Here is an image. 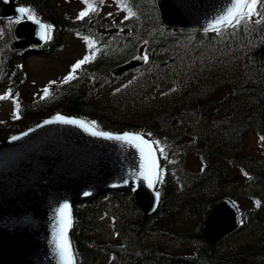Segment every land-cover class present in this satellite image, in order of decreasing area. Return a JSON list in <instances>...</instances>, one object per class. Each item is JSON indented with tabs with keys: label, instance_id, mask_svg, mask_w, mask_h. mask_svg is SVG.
Instances as JSON below:
<instances>
[{
	"label": "trees",
	"instance_id": "obj_1",
	"mask_svg": "<svg viewBox=\"0 0 264 264\" xmlns=\"http://www.w3.org/2000/svg\"><path fill=\"white\" fill-rule=\"evenodd\" d=\"M17 2L53 26L49 47L81 28L89 29L96 42L95 58L82 65L75 79L58 85L60 104L22 103L24 117L43 116L60 106L61 113L100 130L139 132L159 142L154 144L160 160L158 213L145 221L132 198L117 192L74 206L76 264H264V232L237 241L228 236L212 249L201 238L206 216L242 164L247 134L255 131L264 148V23L255 22L261 17L219 33H187L162 26L154 0H118L136 15L125 19L124 10L122 19L98 34L94 23L56 16L44 0ZM257 10L264 12L259 5ZM10 40V29L0 23V69L13 80L17 56ZM202 53L215 65L206 72L196 64L185 67L184 60L192 63ZM138 54L148 60L133 69L137 75L102 93L114 77L125 74L115 70ZM250 173L264 180V166ZM99 213L111 218L112 233L97 220ZM244 224L260 234L264 214Z\"/></svg>",
	"mask_w": 264,
	"mask_h": 264
},
{
	"label": "water",
	"instance_id": "obj_2",
	"mask_svg": "<svg viewBox=\"0 0 264 264\" xmlns=\"http://www.w3.org/2000/svg\"><path fill=\"white\" fill-rule=\"evenodd\" d=\"M174 1H156L160 19L184 30L209 27L232 2ZM5 3L0 0V7ZM45 121L14 135L19 137L16 140L12 136L0 141V264H61L54 237L61 226L58 210L65 203L71 226L72 204L104 190L128 192L131 188L136 206L145 216L158 205L159 197L154 185L148 187L144 179L141 153L134 144L94 135L102 132L86 124ZM235 222L232 205L223 200L204 221V235L214 243Z\"/></svg>",
	"mask_w": 264,
	"mask_h": 264
},
{
	"label": "rangeland",
	"instance_id": "obj_3",
	"mask_svg": "<svg viewBox=\"0 0 264 264\" xmlns=\"http://www.w3.org/2000/svg\"><path fill=\"white\" fill-rule=\"evenodd\" d=\"M45 1L50 5L49 7L59 12L62 16L70 18L76 17L80 12L87 10V4L84 0ZM89 2H92V0H89ZM94 6L97 8V11L93 13V15L99 13V17H101V22L97 27L98 30H104L107 22L113 20L115 17L121 16V12L119 11L118 6H115L114 0H103L102 4L99 0H95ZM254 17L255 16L252 17L250 24L253 23ZM21 32L24 33L26 38H32V34L24 31ZM63 43L64 47L59 50L54 57L32 55L25 58L27 75L24 79L21 91H19V93L21 92L20 98H16L19 106L22 98H28L34 101L40 99L43 96V90L46 87L48 89L50 88L51 93L54 89L53 86L60 83L59 81H61V79L68 73L75 62L82 57L88 47L83 36L81 37L74 34L65 35L63 37ZM184 61L185 67L196 64L200 69L206 65V62L200 58L195 59L192 63H189L186 60ZM208 65L209 64L206 66ZM136 73L137 72H133L129 75ZM201 78L202 77H199V79ZM119 81L120 80L118 79L111 81L108 84L109 89L111 90ZM1 93L2 90L0 89V94ZM11 106L12 103L10 101L6 99L4 101L0 100V138L11 135L17 130H21L23 127L34 124V121L37 119L35 117L13 118L14 114H11ZM55 111L56 109H53L52 112ZM242 157L243 161L241 167L236 168L230 183L227 184V191L229 195H232V197L230 196V199L238 210L240 223L249 216V211H253L255 208L257 209V212L264 211V181L248 174V170H250L252 166L261 167L264 164V161H262V158H264V149L261 147L254 131L248 133L245 138ZM261 231L264 232V227H261ZM250 233H252V238H257V235L253 234L250 228H246L243 231L237 230L233 232L230 239H235V241H237L236 239L242 240L244 239V236H249ZM251 243L253 242L251 241Z\"/></svg>",
	"mask_w": 264,
	"mask_h": 264
},
{
	"label": "snow or ice",
	"instance_id": "obj_4",
	"mask_svg": "<svg viewBox=\"0 0 264 264\" xmlns=\"http://www.w3.org/2000/svg\"><path fill=\"white\" fill-rule=\"evenodd\" d=\"M87 4V10L80 12L78 18L82 19L85 16L89 15V12L95 13L97 8L94 6L95 0L89 2V0H84ZM102 4L103 0H99ZM264 8V0H232L230 6L222 13L219 17H217L210 25L209 29L215 31L217 33L222 30H226L228 28H237L242 23L250 22L253 16H260L261 18L256 20L257 24L264 23V12H260L257 10V6ZM124 10L127 11V16L125 19L130 17H134L136 13L132 11L131 8L127 7V5H121ZM19 13L22 16H27L29 19H34L36 23H40L38 19H35L34 13L30 9L21 7L18 9ZM20 18L15 20V23H19ZM51 26L41 24V35L42 38L46 36V30L50 29ZM89 49L94 48V42L89 40L87 37L85 38ZM98 51V49H97ZM95 58V52H92L91 55H86L83 59L77 61L71 69L69 76L65 77L64 82H68L71 79H75V73L78 69L81 68L82 65L89 63L91 59ZM145 62H147V55L143 56ZM55 83V82H50ZM44 97H48L51 93L49 89L46 87L43 90ZM42 97V98H44ZM9 96H0V100L8 99ZM17 112L19 110V103H16ZM13 118L18 119L19 116L14 113ZM64 123V124H79L81 127L85 126L84 121H77L73 119H67L63 116L57 115L51 120L45 121L44 123ZM94 135H102L106 139L110 140H120L125 141L126 143L134 144L137 148H139L141 153L142 166L145 169L144 171V179L148 181V187H153L154 181L159 179V165L157 164L156 157L154 152L156 149L153 147V144L158 145L159 142H149L143 138L141 134H130L125 133L123 136H113L109 133H99L94 132ZM19 137H12L13 140L18 139ZM264 140V137L261 138ZM161 155H164L163 149H159ZM159 197V193H157V198ZM61 217V226L59 232L54 237L56 241V250L59 254L61 264H74V253L71 249V244L67 237V230L71 227L70 222V213H69V205L63 204L58 210Z\"/></svg>",
	"mask_w": 264,
	"mask_h": 264
},
{
	"label": "bare ground",
	"instance_id": "obj_5",
	"mask_svg": "<svg viewBox=\"0 0 264 264\" xmlns=\"http://www.w3.org/2000/svg\"><path fill=\"white\" fill-rule=\"evenodd\" d=\"M174 2H175L174 0H168V4H172ZM245 227H246V224H241L240 227H239V230H243Z\"/></svg>",
	"mask_w": 264,
	"mask_h": 264
}]
</instances>
